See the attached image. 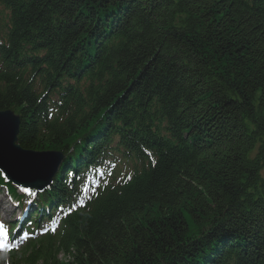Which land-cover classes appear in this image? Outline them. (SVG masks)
<instances>
[{"label": "trees", "instance_id": "trees-1", "mask_svg": "<svg viewBox=\"0 0 264 264\" xmlns=\"http://www.w3.org/2000/svg\"><path fill=\"white\" fill-rule=\"evenodd\" d=\"M0 6V111L65 155L42 201L71 164L140 165L14 264H264V0Z\"/></svg>", "mask_w": 264, "mask_h": 264}, {"label": "water", "instance_id": "water-1", "mask_svg": "<svg viewBox=\"0 0 264 264\" xmlns=\"http://www.w3.org/2000/svg\"><path fill=\"white\" fill-rule=\"evenodd\" d=\"M18 124V117L12 112L0 113V168L14 183L44 188L50 183L61 154L56 151L35 153L21 150L15 144ZM39 173L47 175L40 177Z\"/></svg>", "mask_w": 264, "mask_h": 264}, {"label": "snow or ice", "instance_id": "snow-or-ice-1", "mask_svg": "<svg viewBox=\"0 0 264 264\" xmlns=\"http://www.w3.org/2000/svg\"><path fill=\"white\" fill-rule=\"evenodd\" d=\"M8 232L4 229V226L2 223H0V237H3L4 239H7ZM6 245L3 243L2 240H0V247H5Z\"/></svg>", "mask_w": 264, "mask_h": 264}, {"label": "rangeland", "instance_id": "rangeland-1", "mask_svg": "<svg viewBox=\"0 0 264 264\" xmlns=\"http://www.w3.org/2000/svg\"><path fill=\"white\" fill-rule=\"evenodd\" d=\"M263 172V174H264V170L262 171ZM5 191H7L6 189H1V191H0V198H1V196L3 195V193L5 192ZM21 248V247H20ZM19 248V249H20ZM0 264H11V261L9 260V258H8V260H7V258L4 256V255H1L0 254Z\"/></svg>", "mask_w": 264, "mask_h": 264}]
</instances>
